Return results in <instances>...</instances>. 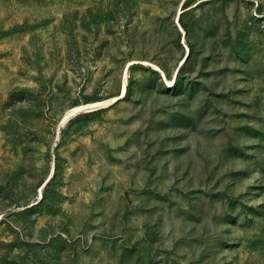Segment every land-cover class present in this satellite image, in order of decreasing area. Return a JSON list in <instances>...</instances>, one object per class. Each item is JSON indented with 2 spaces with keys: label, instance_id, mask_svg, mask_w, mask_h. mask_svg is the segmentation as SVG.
<instances>
[{
  "label": "rangeland",
  "instance_id": "rangeland-1",
  "mask_svg": "<svg viewBox=\"0 0 264 264\" xmlns=\"http://www.w3.org/2000/svg\"><path fill=\"white\" fill-rule=\"evenodd\" d=\"M0 264H264V0H0Z\"/></svg>",
  "mask_w": 264,
  "mask_h": 264
},
{
  "label": "bare ground",
  "instance_id": "bare-ground-1",
  "mask_svg": "<svg viewBox=\"0 0 264 264\" xmlns=\"http://www.w3.org/2000/svg\"><path fill=\"white\" fill-rule=\"evenodd\" d=\"M168 82L169 83H172L173 81H170V80H168ZM75 112V109H73V110H70V111H68L66 114H65V117H64V120H63V122H65L73 113Z\"/></svg>",
  "mask_w": 264,
  "mask_h": 264
},
{
  "label": "water",
  "instance_id": "water-1",
  "mask_svg": "<svg viewBox=\"0 0 264 264\" xmlns=\"http://www.w3.org/2000/svg\"><path fill=\"white\" fill-rule=\"evenodd\" d=\"M163 78H164V79L166 78L164 74H163ZM124 89H125V91H123V95H124L125 92H126V87H125Z\"/></svg>",
  "mask_w": 264,
  "mask_h": 264
},
{
  "label": "trees",
  "instance_id": "trees-1",
  "mask_svg": "<svg viewBox=\"0 0 264 264\" xmlns=\"http://www.w3.org/2000/svg\"><path fill=\"white\" fill-rule=\"evenodd\" d=\"M184 25V23H182Z\"/></svg>",
  "mask_w": 264,
  "mask_h": 264
}]
</instances>
